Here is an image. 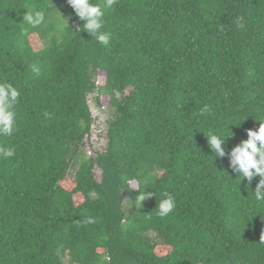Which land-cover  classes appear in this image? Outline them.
Here are the masks:
<instances>
[{
	"label": "trees",
	"instance_id": "16d2710c",
	"mask_svg": "<svg viewBox=\"0 0 264 264\" xmlns=\"http://www.w3.org/2000/svg\"><path fill=\"white\" fill-rule=\"evenodd\" d=\"M82 25L67 0H0V80L21 92L0 137L15 149L0 160V264H264L260 178L205 135L227 153L264 120V0H117L107 48ZM93 95L110 118L88 154Z\"/></svg>",
	"mask_w": 264,
	"mask_h": 264
},
{
	"label": "clouds",
	"instance_id": "9594fccd",
	"mask_svg": "<svg viewBox=\"0 0 264 264\" xmlns=\"http://www.w3.org/2000/svg\"><path fill=\"white\" fill-rule=\"evenodd\" d=\"M67 3L74 10L75 15L83 21V30L105 48L109 47L112 35L103 30L105 15L106 10L112 9L117 0H103V4L97 3L96 0L95 2L92 0H67ZM23 23L31 28H38L46 23V14L40 10L32 12L27 10ZM29 67L35 77L41 75V67L38 64H31ZM20 98L21 92L17 87L6 80H0V137H11L17 131V106ZM207 112H209V106L205 105L201 109V114ZM256 120L260 122L258 130H247V139L241 140L227 153L224 145H226L228 137L215 132L205 135L208 146L216 158L223 160L227 157L229 167L234 174H237V177L246 178L248 185H251L256 177L260 178L256 184L254 196L257 201H264V120ZM14 155V148L0 146V160L14 157ZM150 195L152 193L146 196L140 195V204ZM175 208V198L171 194H165L164 198L159 199L155 210L161 218H166L175 211Z\"/></svg>",
	"mask_w": 264,
	"mask_h": 264
},
{
	"label": "rangeland",
	"instance_id": "374dc122",
	"mask_svg": "<svg viewBox=\"0 0 264 264\" xmlns=\"http://www.w3.org/2000/svg\"><path fill=\"white\" fill-rule=\"evenodd\" d=\"M37 46L40 47V44L38 43ZM103 81L104 75L103 73H99L97 82L102 83ZM105 100H107V96L103 95L101 102L103 103ZM89 104L95 117V124L92 126L91 134L84 140V149L88 154H93L96 150H103L106 145L107 138L105 134L110 113L104 105H99L94 95L90 96ZM96 176L100 177V170L98 168H96ZM69 178L73 180L71 177Z\"/></svg>",
	"mask_w": 264,
	"mask_h": 264
}]
</instances>
